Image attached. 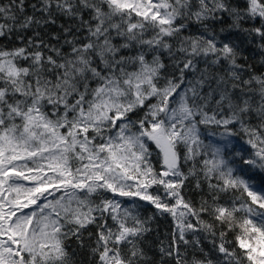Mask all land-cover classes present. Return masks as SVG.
I'll use <instances>...</instances> for the list:
<instances>
[{
    "label": "snow or ice",
    "instance_id": "6c2138e0",
    "mask_svg": "<svg viewBox=\"0 0 264 264\" xmlns=\"http://www.w3.org/2000/svg\"><path fill=\"white\" fill-rule=\"evenodd\" d=\"M0 41V264H264V0H0Z\"/></svg>",
    "mask_w": 264,
    "mask_h": 264
},
{
    "label": "trees",
    "instance_id": "16d2710c",
    "mask_svg": "<svg viewBox=\"0 0 264 264\" xmlns=\"http://www.w3.org/2000/svg\"><path fill=\"white\" fill-rule=\"evenodd\" d=\"M6 2V0H5ZM29 2H34V0H29ZM30 11V9H29ZM59 23V22H58ZM227 23V22H226ZM224 26V25H220ZM218 26V27H220ZM235 34H233V39H235ZM0 42H5L6 41H0ZM245 55L248 56V62L253 65L254 69L257 72H264V66H261L258 63L259 60V53L254 52V46L253 47H248L247 51L245 52ZM153 149V156L152 160L153 163H157V156H156V150L154 145L151 146ZM159 165L157 164V167ZM187 169L185 168V171ZM262 180H264V177H261L259 175L254 177V181L257 185H260L262 183ZM186 188L185 192L187 194V198L191 199L192 202L196 205L199 204L201 198L205 195L207 188L206 186L204 187L203 190L197 189L195 187V181L194 180H189L186 182ZM140 214L141 216L147 218L149 216L152 217L150 220L148 227L151 229L149 233L146 234V247L150 249L149 255L153 257L156 261H159V253H158V247L161 241H163L165 244L169 242L170 235L173 231L174 228V222L173 219L170 215L168 214H159L153 206L146 202H142L141 207H140ZM89 231H94V228L92 226L89 227ZM85 237H87V233H85ZM228 241H233L234 239V233H229L226 238ZM211 237L203 241V246L205 250L207 251L209 248L212 247L210 243ZM219 242V241H217ZM232 247H235V244L233 243L231 245ZM69 250L70 251H76L78 253L77 259L78 260H83L85 264H87V255L85 254L86 250H82L78 247L77 243L73 241H69Z\"/></svg>",
    "mask_w": 264,
    "mask_h": 264
}]
</instances>
